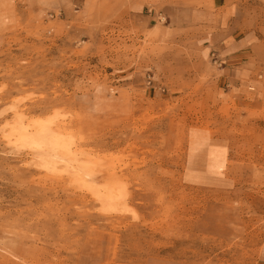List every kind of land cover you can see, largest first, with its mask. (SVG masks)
<instances>
[{
    "label": "rangeland",
    "instance_id": "374dc122",
    "mask_svg": "<svg viewBox=\"0 0 264 264\" xmlns=\"http://www.w3.org/2000/svg\"><path fill=\"white\" fill-rule=\"evenodd\" d=\"M130 1L0 0V264H255L264 246V108L221 99L209 20L168 35ZM242 1L258 29L264 0L248 19ZM217 140L228 185L189 182Z\"/></svg>",
    "mask_w": 264,
    "mask_h": 264
},
{
    "label": "crops",
    "instance_id": "0c3cea01",
    "mask_svg": "<svg viewBox=\"0 0 264 264\" xmlns=\"http://www.w3.org/2000/svg\"><path fill=\"white\" fill-rule=\"evenodd\" d=\"M167 1L131 0L130 6L134 9L129 16H144L150 20L154 19L150 18L153 11L155 18L162 19L160 23L166 25H163L162 32L168 35L176 34L178 29L182 28V18L188 19L187 28H196L200 26L197 23L209 20V38L216 47V52L212 54L217 66L216 90L222 94L221 99L245 111V119L250 117L251 111H262L264 88L256 78V70L258 67H264V58L261 57L264 51V24L261 22L258 29H252L250 19L245 14L249 1H242V15L244 19H248L242 22L243 25L235 20L236 4L240 0H204L206 6H189L188 9L184 8L185 10L178 9L177 5L166 3ZM146 11L149 15H143ZM197 31L200 32L201 29ZM214 145L213 149L192 152L184 170V177L189 182L218 187L228 185V179L222 176L220 166L228 161L230 143L225 144L217 140ZM255 264H264V246Z\"/></svg>",
    "mask_w": 264,
    "mask_h": 264
},
{
    "label": "bare ground",
    "instance_id": "6f19581e",
    "mask_svg": "<svg viewBox=\"0 0 264 264\" xmlns=\"http://www.w3.org/2000/svg\"><path fill=\"white\" fill-rule=\"evenodd\" d=\"M95 166H96V165H95ZM96 167H99V166H96ZM96 167H95V168H96ZM93 168H94V167H93ZM92 175H93V174H92ZM93 177H95V176H93ZM110 195H111V194H110ZM105 196H106V195H105ZM121 197H122V196H121ZM102 198H103V197H102ZM117 198H118V196H114V195H113V196H108V195L106 196V199H108V201L111 200V199H114V200H115V199H117ZM119 199H120V198H119ZM111 201H112V200H111ZM119 205H120V204H119Z\"/></svg>",
    "mask_w": 264,
    "mask_h": 264
}]
</instances>
